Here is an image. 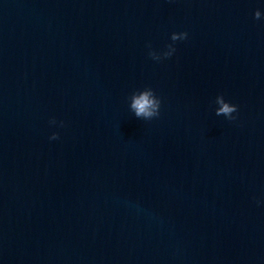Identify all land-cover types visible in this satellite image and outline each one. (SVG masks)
Segmentation results:
<instances>
[{"label":"water","instance_id":"1","mask_svg":"<svg viewBox=\"0 0 264 264\" xmlns=\"http://www.w3.org/2000/svg\"><path fill=\"white\" fill-rule=\"evenodd\" d=\"M0 264H264V0H0Z\"/></svg>","mask_w":264,"mask_h":264},{"label":"clouds","instance_id":"2","mask_svg":"<svg viewBox=\"0 0 264 264\" xmlns=\"http://www.w3.org/2000/svg\"><path fill=\"white\" fill-rule=\"evenodd\" d=\"M253 18L255 20L262 19V12L257 9ZM188 32H173L171 34V41L173 43L167 45V50L163 52H157L151 49V45L149 44L147 47L149 48L148 55L154 61H160L162 59L170 58L176 51L174 43L176 41H183L188 39ZM130 100V110L133 112L136 118L151 121L154 118H158L160 116V108H161V99L156 95L155 91L146 87L143 90L135 91L129 97ZM215 103L218 105L216 108V115H223L229 121H235L237 116H234L233 113H238V106L235 104H231L230 102H226L223 95H218L215 98ZM51 125H56L57 121L55 118L49 121ZM60 126H63V121L59 122ZM50 140L59 139V133L53 132L49 137ZM260 203V201H258Z\"/></svg>","mask_w":264,"mask_h":264}]
</instances>
